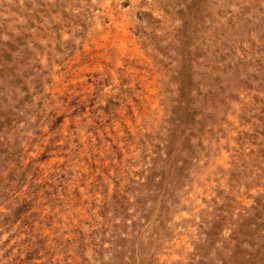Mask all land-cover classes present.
<instances>
[{"label":"rangeland","instance_id":"1","mask_svg":"<svg viewBox=\"0 0 264 264\" xmlns=\"http://www.w3.org/2000/svg\"><path fill=\"white\" fill-rule=\"evenodd\" d=\"M0 264H264V0H0Z\"/></svg>","mask_w":264,"mask_h":264}]
</instances>
